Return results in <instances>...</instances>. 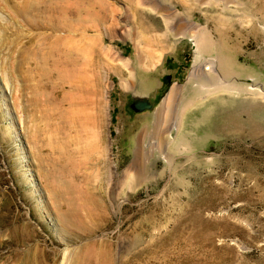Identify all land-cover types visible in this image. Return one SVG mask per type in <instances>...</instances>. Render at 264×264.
Listing matches in <instances>:
<instances>
[{
  "label": "rangeland",
  "instance_id": "rangeland-1",
  "mask_svg": "<svg viewBox=\"0 0 264 264\" xmlns=\"http://www.w3.org/2000/svg\"><path fill=\"white\" fill-rule=\"evenodd\" d=\"M105 263L264 264V0H0V264Z\"/></svg>",
  "mask_w": 264,
  "mask_h": 264
},
{
  "label": "bare ground",
  "instance_id": "bare-ground-1",
  "mask_svg": "<svg viewBox=\"0 0 264 264\" xmlns=\"http://www.w3.org/2000/svg\"><path fill=\"white\" fill-rule=\"evenodd\" d=\"M111 24L113 25V23H111ZM114 25H115V23H114ZM193 41H194V46H195V59H194V64H193V68H192V72H191V77H192L191 79H193V78L196 79V77H199V76H204L205 78L209 79L211 82H213L212 86H215V89H213V91L215 90L214 93L218 92L219 90H222V89H220V88H222V86L220 85L221 77L227 78L230 75H233L234 72H237V70H241V68L243 69V67H241V66L239 67L238 63L235 60L236 58L234 59V57H232V54H231V52H229L230 49H228L227 44L224 43L220 46L221 47L220 53L222 54V57H221L222 60H221L220 69L219 68L217 69V67L213 61L214 59L211 61H207L203 58V54L205 52L211 53L210 50H212V48H213V46L211 45L208 38L201 39V38L196 37V39H194ZM123 64H125V62ZM203 66H205L204 71H207L206 73H203ZM243 70H245V69H243ZM239 72H242V71H239ZM239 72H237V73H239ZM243 72H246V71H243ZM152 75H153L152 71H149V70L143 71L142 69L140 71V69H139L137 76H136V82H135V88H136L137 93L145 94V93L152 91L156 87V82H155L154 77ZM232 85H233V83H232ZM206 91L208 92V90H206ZM172 93H173V90L169 95L171 96ZM208 93L210 94V90ZM218 93H220V92H218Z\"/></svg>",
  "mask_w": 264,
  "mask_h": 264
}]
</instances>
